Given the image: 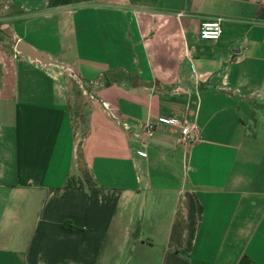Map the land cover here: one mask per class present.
Masks as SVG:
<instances>
[{
	"label": "crops",
	"instance_id": "obj_1",
	"mask_svg": "<svg viewBox=\"0 0 264 264\" xmlns=\"http://www.w3.org/2000/svg\"><path fill=\"white\" fill-rule=\"evenodd\" d=\"M5 20L89 98L78 139L69 71L0 63V264H264V0H0Z\"/></svg>",
	"mask_w": 264,
	"mask_h": 264
},
{
	"label": "rangeland",
	"instance_id": "obj_2",
	"mask_svg": "<svg viewBox=\"0 0 264 264\" xmlns=\"http://www.w3.org/2000/svg\"><path fill=\"white\" fill-rule=\"evenodd\" d=\"M14 23H8L7 20L0 22V63L6 59L9 54L15 53L14 47L17 43L15 39L11 36L9 27H14ZM16 54V53H15ZM17 55V54H16ZM69 93L71 95V118L72 125L77 134V138H82V120H80V113L77 110L84 104V101L89 98V93L83 92V89L80 88L79 83L77 82L76 77L72 73H69ZM84 93V94H83ZM78 101V104L77 102Z\"/></svg>",
	"mask_w": 264,
	"mask_h": 264
},
{
	"label": "built area",
	"instance_id": "obj_3",
	"mask_svg": "<svg viewBox=\"0 0 264 264\" xmlns=\"http://www.w3.org/2000/svg\"><path fill=\"white\" fill-rule=\"evenodd\" d=\"M253 1V0H250ZM222 33L221 21L219 19L203 20L199 26V37L202 40L217 41ZM154 130V125L146 122L142 126V131L146 135H151ZM199 130L197 125L184 119L179 129V141L183 145H191L198 141Z\"/></svg>",
	"mask_w": 264,
	"mask_h": 264
},
{
	"label": "water",
	"instance_id": "obj_4",
	"mask_svg": "<svg viewBox=\"0 0 264 264\" xmlns=\"http://www.w3.org/2000/svg\"><path fill=\"white\" fill-rule=\"evenodd\" d=\"M14 51L19 57L26 58L32 64H37L45 69L58 68L69 71L74 77L78 78V74L72 67L57 61L48 53L39 51L26 42L18 41L15 44Z\"/></svg>",
	"mask_w": 264,
	"mask_h": 264
},
{
	"label": "trees",
	"instance_id": "obj_5",
	"mask_svg": "<svg viewBox=\"0 0 264 264\" xmlns=\"http://www.w3.org/2000/svg\"><path fill=\"white\" fill-rule=\"evenodd\" d=\"M81 176L83 179V182L85 184H87L89 187H92V181L91 178L89 177L88 173L85 170H81ZM71 185H73L72 181L67 182L66 187H70ZM79 185H81V183H79Z\"/></svg>",
	"mask_w": 264,
	"mask_h": 264
}]
</instances>
